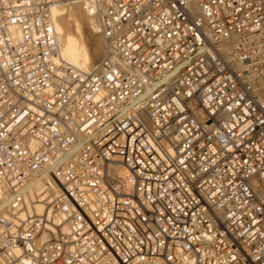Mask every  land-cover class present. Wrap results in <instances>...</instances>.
Listing matches in <instances>:
<instances>
[{"label": "built area", "instance_id": "2783aa9c", "mask_svg": "<svg viewBox=\"0 0 264 264\" xmlns=\"http://www.w3.org/2000/svg\"><path fill=\"white\" fill-rule=\"evenodd\" d=\"M71 1L90 73L59 54ZM0 172V264H264V0H0ZM51 180L62 221L21 218Z\"/></svg>", "mask_w": 264, "mask_h": 264}, {"label": "bare ground", "instance_id": "6f19581e", "mask_svg": "<svg viewBox=\"0 0 264 264\" xmlns=\"http://www.w3.org/2000/svg\"><path fill=\"white\" fill-rule=\"evenodd\" d=\"M51 18L59 39L61 61L85 73L95 71L107 56L108 47L87 6L80 1H71L65 4L55 3L51 6ZM28 142L32 150L38 147L35 140L29 139ZM117 170L120 174L126 173V169L122 165L117 167ZM51 185L52 188L37 183L36 187L25 195L24 210L20 213L21 218H25L28 212L35 209L38 214H46L57 223L62 221V216H54L52 210L47 206L59 193L58 186L52 180ZM127 186L130 187L129 182ZM2 198L0 209L6 206L10 200L9 185L0 172V199ZM0 214H6V212L0 210ZM64 230L68 231L67 227H64ZM20 252L19 248L15 249L16 254H20ZM94 264H120V262L114 256L107 255Z\"/></svg>", "mask_w": 264, "mask_h": 264}, {"label": "rangeland", "instance_id": "374dc122", "mask_svg": "<svg viewBox=\"0 0 264 264\" xmlns=\"http://www.w3.org/2000/svg\"><path fill=\"white\" fill-rule=\"evenodd\" d=\"M4 199H5V198H4ZM0 200H3V198H2V199H0ZM5 207H6V206H4V207H3L2 209H0V210H1V211H2V210H4V208H5Z\"/></svg>", "mask_w": 264, "mask_h": 264}]
</instances>
